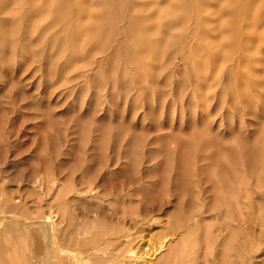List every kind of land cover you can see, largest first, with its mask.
<instances>
[{"label":"rangeland","instance_id":"1","mask_svg":"<svg viewBox=\"0 0 264 264\" xmlns=\"http://www.w3.org/2000/svg\"><path fill=\"white\" fill-rule=\"evenodd\" d=\"M83 1L0 0V264H27L43 218L58 264H156L167 241L183 244L179 264H264V57L246 84L232 51L194 49L200 16L214 43L255 17L229 0ZM83 205L109 216L91 212L80 238L131 234L120 255L102 245L98 262L63 239Z\"/></svg>","mask_w":264,"mask_h":264},{"label":"bare ground","instance_id":"2","mask_svg":"<svg viewBox=\"0 0 264 264\" xmlns=\"http://www.w3.org/2000/svg\"><path fill=\"white\" fill-rule=\"evenodd\" d=\"M234 7H236L237 10H240L242 7L247 8V12L246 15L249 16H254L256 19L255 22H250L247 19V23L245 27L246 29H244V31L241 29V26L237 23H240L239 20H234L232 21V27L226 31L224 29L221 30V32L226 33L229 32V37L231 39L230 42H224V41H220L219 43H214V39L216 38L215 35H213L209 29V27H205L204 24H207L210 22L209 19H207L206 17H201L200 16V23H203V28L200 29V37L202 38V40H204L205 42L203 43L204 45H195L194 49H196V51L198 50H202L203 48L208 50L210 52V54L212 55V53L215 55L213 56L214 58L213 61L216 62L217 60L224 58L226 55V51H232L233 55L235 52H238V56H233L230 57L232 60V64L237 65L238 67V76L240 77H244L246 84L253 78L255 72H256V67H255V63L257 60H261L260 57L258 56H263L264 57V47L260 46L259 44H257L258 42L264 40V0H229ZM199 5L205 9H207V7L210 5V2H208L207 0H200L199 1ZM94 4L93 0H86L82 2V5H84L87 9L92 6ZM260 6L262 8V10H260L258 13H254L253 12V8ZM32 17H37L36 14H33ZM79 26V31H82V33L85 31V28L81 25ZM133 31V27L127 25L125 28H123V30L121 31L123 32H128V33H132ZM74 38H76V35L74 36ZM123 39V38H122ZM117 40V39H116ZM160 40V39H159ZM243 40L246 41L245 44H242ZM148 45V44H147ZM145 46L146 45H142V44H138V48L139 50H145ZM121 49H127L128 46L125 45V41L123 40H117V48ZM94 49L92 48V51ZM254 50V51H253ZM128 51V50H127ZM131 50L129 49V52ZM203 51V50H202ZM258 55V56H257ZM229 58V59H230ZM217 59V60H216ZM83 59H80V57H76V56H72L70 58H68L67 62L65 63V67L63 69H65L66 67H68L70 64H76L79 61H81ZM244 63L243 68L241 67V64ZM82 76L85 75V73H79ZM64 78H68L67 75L63 76ZM246 92V88L244 87V93ZM83 190H79V192L81 193ZM247 193H253L252 189H248L246 188L245 190ZM260 198H262L264 200V191H262L260 193ZM85 208L83 209L84 212L79 213L78 215H74L69 222L65 223V225H63V239L64 236L67 232H71L70 233V237L73 240V242L76 245H79L80 248V255L82 256H88L85 258H92V259H97L98 262H104L105 259L103 256H101L100 253H98V251L100 250V248L102 247V245H107L109 243H118V245L121 247V249L118 251V254L120 255V253L122 252L121 250L123 249V247L126 245V242L129 241L132 237L131 234H121L118 236H114V237H109V238H104L100 233H97L94 237H90V238H80V233L82 231V228L85 226V224L87 223L88 219L91 218L92 213L96 214L97 217H108V213L107 211L103 210L101 207L99 206H92V205H83ZM47 217H50V214H46ZM2 220V217H0V221ZM199 220V219H198ZM198 220H196L193 224H198ZM35 225H40L42 226V229H44L43 234H44V238H45V242L41 243L39 241V243L36 242L33 234L31 232L26 233L28 236V243L31 245H37V248H33L31 249L29 246V249L27 250V259L26 260H19L18 258H16L17 262H25L27 264H58L55 263V259H56V254H57V250L58 248L56 247V245H60L61 242L56 238L55 234H54V226H55V222L52 219H48V218H43L41 220H34L32 221ZM191 226L189 224H184L181 227V231H177L174 232V234L176 236L181 235L182 237H184L185 239L189 236V232L191 231ZM5 238L4 234H2L0 232V240L3 241V239ZM43 238V235H42ZM7 241V239H4ZM9 241V239H8ZM27 243V244H28ZM63 243V242H62ZM183 244H181V242H177V243H171L170 241L165 242L164 244L161 245L160 249L155 251V254L157 256V254L162 253V251H165L160 257H159V261L156 264H179V261L181 259L182 256H185L186 252L184 251L183 248ZM39 255H42L40 259H33V257H39ZM53 256H54V260H53ZM59 257V255H58ZM61 257V256H60ZM84 258V259H85ZM82 261H84L83 259H81ZM64 264H69V262H65V260L63 259ZM1 264H9L6 261H3ZM135 264H150L149 261L145 260L144 257L142 258H138L136 259Z\"/></svg>","mask_w":264,"mask_h":264}]
</instances>
